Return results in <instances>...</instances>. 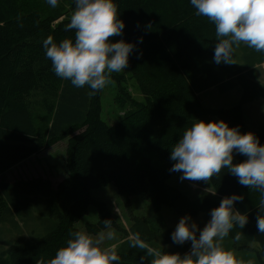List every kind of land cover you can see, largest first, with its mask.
I'll return each mask as SVG.
<instances>
[{
  "label": "trees",
  "instance_id": "1",
  "mask_svg": "<svg viewBox=\"0 0 264 264\" xmlns=\"http://www.w3.org/2000/svg\"><path fill=\"white\" fill-rule=\"evenodd\" d=\"M70 3L75 9L74 0ZM116 3L119 19L126 25L123 35L116 38L137 45L129 57V67L143 100L109 125L101 118L103 90L90 96L87 86L76 88L56 76L46 59L43 40L48 36L57 43L64 39L74 42L75 30H66L70 20L53 25V15H47L32 0H0V178L7 167L65 139L69 174L55 189L42 179L0 182V224L8 222L26 234L0 249V264H47L59 248L67 246L70 233L78 230L76 224L91 207L97 211V221L86 224L88 234L109 229L104 220H111V228L120 230L107 204L92 195L108 185L115 188L128 211L131 198L139 197L149 201L156 215L166 207L181 217L210 215L224 197L243 195L235 208L247 213L249 222L244 229L234 226L228 235L244 243L239 248L253 251L257 263L264 264V234L256 227L260 191L240 185L227 169L209 180L215 200L191 199L168 184L173 175L182 173L169 171L174 164L171 148L195 120H224L229 127L240 126L242 132L243 105L264 99L263 88L252 74V68L264 62V52L241 43L234 46L233 53L235 48L243 51L242 67L235 62L217 65L213 62L215 25L207 17L197 16L190 0ZM141 37L143 43H139ZM237 86L243 90L241 98L228 108L204 107L198 97L211 88L224 93ZM38 112L45 116L44 128L36 122ZM254 133L264 145V130ZM149 153L165 164H153ZM245 159L235 155L233 163ZM31 198L46 203L45 218L32 229L20 228L31 220L39 222L26 214ZM133 220L134 227L127 233L122 231L133 238L122 241L117 249L118 264H151L153 257L148 250H158L154 244L157 233L147 221ZM164 231L163 239L172 243V231ZM137 235L145 247L139 246ZM173 245L181 255L190 250L188 242Z\"/></svg>",
  "mask_w": 264,
  "mask_h": 264
},
{
  "label": "clouds",
  "instance_id": "2",
  "mask_svg": "<svg viewBox=\"0 0 264 264\" xmlns=\"http://www.w3.org/2000/svg\"><path fill=\"white\" fill-rule=\"evenodd\" d=\"M46 2L55 8L59 0ZM74 2L75 9L66 26L68 31L75 30L74 42L64 39L57 43L48 36L43 40V48L55 75L70 81L76 88L87 86L91 96L111 83L113 73L129 67V57L137 45L123 39L109 40L122 36L126 26L119 19L116 0ZM190 4L197 16L207 17L215 25V64H234L233 48L241 43L264 52V0H190ZM139 43H143V37ZM235 155H243L246 159L233 163ZM170 159L174 164L169 171L182 172L181 180L208 182L222 169H227L238 178L240 185L260 191L262 199L256 227L264 234V145L255 133H242L240 126L229 127L224 120H195L171 148ZM243 199V195L236 194L224 197L219 207L210 211L211 218L203 228L190 215L182 217L171 240L177 245L190 241V250L181 255L149 249L148 255L153 257L151 264H244L222 246L223 239L234 226L244 229L249 222L248 214L235 208ZM103 222L111 228V220ZM70 236L67 246L59 248L47 264H118L120 258L115 251L101 247L104 236L95 239L81 231L70 233ZM113 236L114 232L107 233L108 239ZM135 240L141 248L145 247L138 235Z\"/></svg>",
  "mask_w": 264,
  "mask_h": 264
},
{
  "label": "rangeland",
  "instance_id": "3",
  "mask_svg": "<svg viewBox=\"0 0 264 264\" xmlns=\"http://www.w3.org/2000/svg\"><path fill=\"white\" fill-rule=\"evenodd\" d=\"M32 1L37 3L47 15H53L55 18L53 19V25L60 23V21L70 20L74 11L70 3L71 0H59L55 8L51 7L46 0ZM109 40L117 42L116 37H110ZM233 62L239 64V67L244 65L243 51H240L239 48L234 49ZM130 69L131 68L128 67L125 71L113 73L111 83L103 89L101 96V118L106 124L112 125L120 121L127 112L129 113L130 110L133 111L135 105L141 103L143 100L138 90L137 83H135V79L132 78V70ZM137 69L143 71L141 67ZM254 73L264 91V62L252 68V74L254 75ZM246 75L250 77L249 74ZM242 91V88L238 86L224 93L217 88H211L199 93L198 97L204 107L228 108L238 104L241 94L243 93ZM38 113L40 116L36 119V122L38 126L44 128L45 116L43 113ZM243 118L245 126L242 133H254L255 130H264V99L254 100L243 105ZM66 147L67 141L65 139V141L59 142L18 164L7 167L2 172L0 182L13 184L19 181L27 182L42 179L43 181H50L52 188L55 189L56 185L69 175L66 165ZM147 156L151 158L152 163L155 165L161 166L165 164L153 153H149ZM182 174L183 173H177L173 175L168 180V184L171 187L179 189L191 199L207 197L215 200L217 198L216 194H212L215 192L212 190V185H210L209 181L181 180L180 177ZM92 195L96 199L107 204L112 212L113 219L117 222L121 230L109 228L98 235H91L95 239L104 236L101 247L114 250L116 253L122 241L133 238L131 235H124L123 232L127 233L130 230L129 228L134 227L133 218L136 217L147 221L149 228L157 233L154 244L158 250L176 253L177 250L173 242H167L163 239L164 230L169 229L173 232L179 220L182 218L177 215L173 209L163 207L160 215H156L149 201L139 197H133L131 198L130 210L128 211L120 202L119 196L112 185L94 190ZM31 199V205H28L29 207L26 214L32 218L39 219V222L31 220V222L29 221L23 225L21 224L20 228L25 227L32 229V227H36L35 224H40L42 218H45L44 215L47 210L46 203L39 198ZM96 216V209L93 207L89 208L87 215L83 216L76 224L77 231L87 233L85 228L86 224H95L97 221ZM210 218L209 214L202 213L196 217H192V220L195 221L200 228H203ZM109 231L114 232V236L111 239L107 238V233ZM25 235V232L21 231L19 228L15 229L8 222L0 224V249L7 248V244L15 241L20 236L25 237ZM239 245L242 246L244 243L241 242L239 244V241L237 243L230 238L229 235L222 241V246L225 250L232 251L236 258L242 260L244 264H259L257 263V256L253 251L246 247L241 249ZM188 246L191 248L190 241H188Z\"/></svg>",
  "mask_w": 264,
  "mask_h": 264
}]
</instances>
